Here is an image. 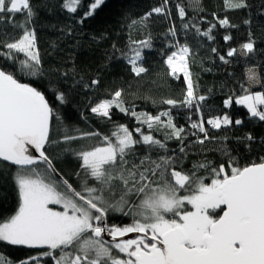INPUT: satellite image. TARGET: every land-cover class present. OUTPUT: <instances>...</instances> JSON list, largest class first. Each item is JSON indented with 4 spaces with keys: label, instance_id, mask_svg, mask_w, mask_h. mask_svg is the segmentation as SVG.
Segmentation results:
<instances>
[{
    "label": "snow or ice",
    "instance_id": "snow-or-ice-1",
    "mask_svg": "<svg viewBox=\"0 0 264 264\" xmlns=\"http://www.w3.org/2000/svg\"><path fill=\"white\" fill-rule=\"evenodd\" d=\"M105 3L59 0V8L70 16L86 9L78 18L83 25ZM224 3L229 11L251 7L248 0ZM52 7L41 0H0V178L11 177L18 198L14 214L0 221V246L36 250L18 260L0 254V264H264V155L242 166L223 144L209 148L214 141L227 139L210 135L211 129L230 131L244 121L227 113L205 119L204 110L211 111L209 97L198 93L189 69L193 51L179 42L170 17L174 7L184 30L194 29L208 39H214L217 24L226 29L236 25L227 17H216V23L201 31L198 24L185 21L182 4L169 7V0H161L139 18H129L130 29L148 28L154 16L169 20L166 35L171 36L169 47L174 50L164 62L174 79L183 76L186 87L182 99H162L160 103L170 107L155 115L127 107L123 89L110 98L90 100L89 112L115 125L110 134H102L70 125L60 112V106L71 103L77 85L88 89L101 82L76 80L74 62L71 73L51 63L45 67L33 24L41 8ZM195 10H202L199 0ZM71 33L68 28L66 34ZM129 41L125 49L112 44L107 59L126 61L135 77H142L148 72L143 52L152 48L151 32L144 40L129 36ZM52 48L55 51L57 45ZM256 52L249 33L239 53L230 48L227 56ZM219 59L229 62L223 55ZM21 77L46 83L57 104ZM248 80L259 83L254 69L249 70ZM241 88L244 94L229 96L224 108L235 103L264 122V91ZM113 109L134 118L137 126L130 130L116 124ZM173 109L189 110L190 130L175 122ZM192 114L198 119L193 121ZM80 116L88 120L83 112ZM189 135L195 139L186 144ZM170 140L178 142L177 148L169 147ZM243 140L251 148L255 138L248 133ZM210 150L227 159L214 166L206 158L194 160L190 169L184 167L190 155ZM65 157L78 162L76 170L57 168L54 161ZM201 170L210 173L209 182L199 175ZM132 234L134 238H126Z\"/></svg>",
    "mask_w": 264,
    "mask_h": 264
},
{
    "label": "trees",
    "instance_id": "trees-1",
    "mask_svg": "<svg viewBox=\"0 0 264 264\" xmlns=\"http://www.w3.org/2000/svg\"><path fill=\"white\" fill-rule=\"evenodd\" d=\"M41 2L54 5L50 10L41 8L33 24L45 67L47 68L51 63L56 67L62 66L64 71L71 73L74 62L76 80L82 78V82L88 84L93 79L101 82L88 89L77 85L70 96L71 103L60 106L62 116L70 125L74 124L84 131L94 129L102 134H110L115 125L91 114L88 110L89 101L110 98L111 94L119 89L124 90L122 98L126 101V106L138 113L148 112L155 115L170 107L161 104L162 99H182L183 89L186 87L183 76L181 75L180 80L174 79L168 74L167 65L164 62L167 55L174 50L169 47L171 36L166 35L170 27L169 20L154 16L152 18L154 22L150 23L148 28L130 29L128 27L129 18L141 17L152 7L159 6L161 0H106L105 5L97 10L96 15L85 20L83 25L79 23L78 18L86 9L81 8L78 13L70 16L66 11L60 10L59 0H41ZM196 2L197 0H169V7L177 3L182 4L187 13L185 21L198 24L201 31H206L211 23H216V17H227L231 24L236 25L234 28L226 29L217 24L212 31L214 39H208L195 34L194 29L184 30L174 7L170 17L177 28L179 42L187 43L193 51V55L189 57V69L194 82L198 84V93L209 97L211 111L204 110L205 119L209 115L227 113L233 120L244 121L242 125L234 126L230 131L224 128L219 131L211 129L210 135L226 136L227 139L216 140L209 145V148L223 144L242 166L251 161L258 162V157L264 155V143H261V140H264V122L250 117L243 106L235 103L231 108H224L223 101L229 96L239 97L244 94L241 85L248 88L247 71L250 69H255L260 77V86L254 91H264V15L261 14L264 13V0H248L250 8L235 11L227 10L224 0H199L202 10L196 11ZM245 20H250L251 23L245 24ZM68 28L72 29L71 36L66 34ZM61 29L65 31L61 32ZM149 32L152 36V48L144 49V66L148 72L142 77H135L130 70L131 66L126 61L107 59L106 54L111 51L112 44L125 49L130 42L129 36L131 40L140 41L146 39ZM249 33L256 41V54L254 56L237 54L228 57L227 51L230 48L239 50L243 43L248 42ZM226 34H230L232 39L225 41L223 37ZM53 43L57 45L55 51L52 48ZM213 48L216 52L212 51ZM221 55L229 61L227 64L219 59ZM21 79L22 82L33 83V86L45 91L50 103L57 104L52 96L51 88L46 83L32 81L27 77H21ZM70 84L71 80H69ZM81 112L88 117L87 121L81 119ZM113 113L112 121L116 124L125 125L130 130L137 126L134 118L120 113L117 109H113ZM172 114L179 126L190 130L187 119V115L190 114L188 109L179 111L173 109ZM191 119L195 121L198 116L192 114ZM248 133L255 138L251 148L247 147L248 142L243 140ZM156 136L160 138L161 133L157 132ZM194 139L195 137L189 135L185 143ZM168 144L170 148L178 146L175 140H170ZM205 158L212 161L213 166L227 159L220 151L210 150L206 153L190 155L184 162V167L190 169L192 161ZM54 163L62 172L70 173L78 167V162L71 157H65L63 161H54ZM199 175L205 177L206 183L209 182L210 173L207 170H201ZM17 200L11 177L0 178V221L14 214ZM127 222L129 220L125 218V223ZM28 253L36 254V250L0 246V254L12 260L23 258Z\"/></svg>",
    "mask_w": 264,
    "mask_h": 264
},
{
    "label": "rangeland",
    "instance_id": "rangeland-1",
    "mask_svg": "<svg viewBox=\"0 0 264 264\" xmlns=\"http://www.w3.org/2000/svg\"><path fill=\"white\" fill-rule=\"evenodd\" d=\"M238 53H239V50H238ZM255 70V69H254ZM256 71V70H255ZM257 72V71H256ZM248 75H249V70L247 71V78H248ZM260 86V81L259 83H255V84H250L249 80H248V88L250 89L251 92H255L254 90L256 88H258Z\"/></svg>",
    "mask_w": 264,
    "mask_h": 264
},
{
    "label": "water",
    "instance_id": "water-1",
    "mask_svg": "<svg viewBox=\"0 0 264 264\" xmlns=\"http://www.w3.org/2000/svg\"><path fill=\"white\" fill-rule=\"evenodd\" d=\"M36 155H38V153H35ZM58 179V178H57ZM135 234H132L130 237H126V238H134ZM110 239V238H109Z\"/></svg>",
    "mask_w": 264,
    "mask_h": 264
}]
</instances>
